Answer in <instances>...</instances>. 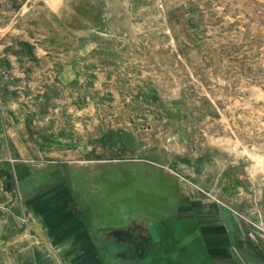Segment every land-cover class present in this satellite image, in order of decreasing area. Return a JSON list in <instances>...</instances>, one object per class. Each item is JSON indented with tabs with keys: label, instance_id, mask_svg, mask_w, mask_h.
Here are the masks:
<instances>
[{
	"label": "rangeland",
	"instance_id": "obj_1",
	"mask_svg": "<svg viewBox=\"0 0 264 264\" xmlns=\"http://www.w3.org/2000/svg\"><path fill=\"white\" fill-rule=\"evenodd\" d=\"M0 118V264H165L187 201L264 196V0H0Z\"/></svg>",
	"mask_w": 264,
	"mask_h": 264
},
{
	"label": "crops",
	"instance_id": "obj_2",
	"mask_svg": "<svg viewBox=\"0 0 264 264\" xmlns=\"http://www.w3.org/2000/svg\"><path fill=\"white\" fill-rule=\"evenodd\" d=\"M8 134L9 130H4L0 118V140L8 138ZM30 155V151L24 153V156ZM32 161L30 158L18 161L16 168L24 170ZM5 164L10 165L8 162ZM0 183L2 189L3 182ZM188 185L194 186L193 183ZM227 186L225 191L228 190L231 194L227 195L230 196L229 199L220 196L213 201H201V197H196L194 200L198 201H193V207H199L195 209L192 208L193 199H190L186 202L191 206L187 207L188 210L176 213L172 222H160L157 225L162 234L164 231L167 233V243L161 244L163 249L160 250L167 253L165 264H264V228L256 227L264 226V196L253 197L249 188L241 183H229ZM0 196L3 197L1 190ZM44 231V236L47 237V232ZM38 235L41 239L43 233L40 231ZM144 235V227L141 231L111 228L102 237L104 242L108 240L109 247L119 246L132 256L145 252ZM132 239L135 245L131 244ZM88 241V244H92L89 245L90 249L94 250V243L89 236ZM86 248L90 250L89 247Z\"/></svg>",
	"mask_w": 264,
	"mask_h": 264
},
{
	"label": "trees",
	"instance_id": "obj_3",
	"mask_svg": "<svg viewBox=\"0 0 264 264\" xmlns=\"http://www.w3.org/2000/svg\"><path fill=\"white\" fill-rule=\"evenodd\" d=\"M19 45L22 49H25L28 51V54L33 57L34 54V47L29 43L25 41L19 42ZM21 53H16V55H20Z\"/></svg>",
	"mask_w": 264,
	"mask_h": 264
},
{
	"label": "flooded vegetation",
	"instance_id": "obj_4",
	"mask_svg": "<svg viewBox=\"0 0 264 264\" xmlns=\"http://www.w3.org/2000/svg\"><path fill=\"white\" fill-rule=\"evenodd\" d=\"M135 229H139L140 231L142 230V228H140V227H138V228H133V229H131V230H135ZM144 236H145V235H144ZM144 238H145V237H144ZM143 242H144V244H145V245H144V247H145V246H146V243H147V239L145 238Z\"/></svg>",
	"mask_w": 264,
	"mask_h": 264
},
{
	"label": "built area",
	"instance_id": "obj_5",
	"mask_svg": "<svg viewBox=\"0 0 264 264\" xmlns=\"http://www.w3.org/2000/svg\"><path fill=\"white\" fill-rule=\"evenodd\" d=\"M258 229H263L264 228V226H261V225H257L256 226ZM263 232H264V229H263Z\"/></svg>",
	"mask_w": 264,
	"mask_h": 264
},
{
	"label": "bare ground",
	"instance_id": "obj_6",
	"mask_svg": "<svg viewBox=\"0 0 264 264\" xmlns=\"http://www.w3.org/2000/svg\"><path fill=\"white\" fill-rule=\"evenodd\" d=\"M132 241H133V239H132ZM132 241H131V244L134 243V241L133 242ZM134 245H135V243H134Z\"/></svg>",
	"mask_w": 264,
	"mask_h": 264
}]
</instances>
